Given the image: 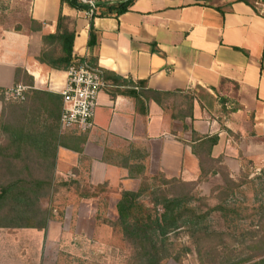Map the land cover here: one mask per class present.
<instances>
[{"label": "crops", "instance_id": "0c3cea01", "mask_svg": "<svg viewBox=\"0 0 264 264\" xmlns=\"http://www.w3.org/2000/svg\"><path fill=\"white\" fill-rule=\"evenodd\" d=\"M231 5L224 12L216 5ZM264 12V10H263ZM76 28L74 54L94 57L104 73L147 80L150 88L193 96V117H172V106L155 100L139 111L136 100L111 95L106 80L98 98L95 127L81 134L82 152L60 146L56 179L84 177L93 185L107 183L119 200L122 190H137L141 177L131 176L119 160L129 149L144 153L146 174L163 173L195 181L201 163L194 152L193 131L218 135L211 158L224 165L231 177L240 175L242 157L264 168V15L234 0L207 4L197 0H135L119 16L93 18L97 43L88 45L92 15L61 0H30L29 15L41 22V31L16 32L0 26V88L4 100L15 82V70L32 76L33 87L62 93L67 70L40 63L42 34L56 33L60 14ZM201 88L206 96H198ZM176 97V96H175ZM171 97V98H175ZM167 100V104H168ZM63 108V107H62ZM3 102L0 100V113ZM64 133V132H63ZM215 163V162H214ZM217 183L220 172L206 176ZM99 197H82L98 206ZM65 236V227L51 218L45 229L0 227V264H39L43 245ZM28 243L30 246H25Z\"/></svg>", "mask_w": 264, "mask_h": 264}, {"label": "trees", "instance_id": "16d2710c", "mask_svg": "<svg viewBox=\"0 0 264 264\" xmlns=\"http://www.w3.org/2000/svg\"><path fill=\"white\" fill-rule=\"evenodd\" d=\"M79 10H87L88 4L79 0H61ZM135 0H98L91 24L88 45L90 47L97 43L98 35L94 27L93 18L96 16H119L133 5ZM207 4H214L218 0H197ZM249 5L257 14L264 15V0H234ZM231 3L216 5L221 12L229 7ZM29 28L27 31H41V22L28 16ZM71 18L59 16L58 29L56 33L42 34V48L37 60L50 68L67 70L72 64L82 62L86 59L92 65L99 66L94 57L86 58L74 54V40L76 28ZM6 29V28H5ZM16 32H22L19 28H13ZM102 69V68H101ZM103 71V70H102ZM20 76L28 89L24 92V100L11 105L14 113H18L15 122L4 121L0 113V135H4L5 145H0V159L4 156L1 165L7 173L1 174L0 182V227L21 228L30 227L45 229L52 214L49 208L41 205V199L50 194L54 186L57 153L60 146H71L78 152H82L81 144L85 139L81 135H65L61 132V113L63 107L62 93L39 90L33 87L32 76L15 70V82H19ZM104 78L111 80L114 90L111 95L119 93L133 97L137 102L140 112L146 113V103L155 100L161 106L168 108L167 100L177 97L178 91H159L148 86L147 80H133L111 72L104 73ZM4 90L0 88V100L4 102ZM189 103L186 109H180L173 105L172 117H193V96H186ZM194 152L198 155L201 163V174L195 181H186L181 177L169 178L160 173L165 181L201 183L208 173L220 172L227 185L234 184L235 180L226 166L216 167L217 159L211 158L213 146L219 141L218 135H201L193 131ZM122 163L129 168L131 176L141 177L143 184L147 176L145 166L139 161H133L131 157L125 156ZM253 166V162L242 157ZM215 162V163H214ZM19 163V164H17ZM223 167L225 171L219 168ZM38 172V175H34ZM242 173V172H241ZM41 174V175H40ZM145 176V177H144ZM5 177V179H4ZM147 178V177H146ZM155 178V176H152ZM258 178H264V168L261 169ZM137 190H122L117 202L118 219L117 225L121 228L124 236L131 244L139 250V257L145 264H161L163 259L170 256L169 234L181 228H185L192 236L201 234L202 237H210L211 234L221 235L212 229L207 217L216 211L228 217L230 213L238 211L227 206L218 204L209 208L207 213L200 214L197 207L192 204L189 193L174 196H163L154 202L161 206L162 211L149 209L142 199L143 194L149 190L150 185L144 184ZM85 195L84 197H93ZM264 214V204L255 208ZM227 235V234H226ZM257 237V236H255ZM254 242L263 241V237L255 238ZM242 264H264V252L257 258L245 260Z\"/></svg>", "mask_w": 264, "mask_h": 264}, {"label": "rangeland", "instance_id": "374dc122", "mask_svg": "<svg viewBox=\"0 0 264 264\" xmlns=\"http://www.w3.org/2000/svg\"><path fill=\"white\" fill-rule=\"evenodd\" d=\"M29 5L30 0H0V26L27 31ZM194 93L206 96L201 88H195ZM186 96L190 94L170 98L168 106L177 105L186 109L189 103ZM14 103L18 100L12 97L4 100V121H16L18 113H14L11 107ZM63 134L78 135L70 131ZM6 143L4 135H0V145ZM125 153L120 161L125 156L133 161L143 160L144 153L141 151L129 149ZM1 162H4V156L0 159V182L1 174L8 172ZM242 166V173L233 177V185H227L222 175L221 183L205 178L198 184L165 181L160 173H147V178L144 176L141 184L146 183L150 188L142 199L149 209L162 211V207L154 202L163 196L189 193L200 214L207 213L209 208L218 204L238 211L228 217L216 211L207 217L212 229L223 233V236L212 233L210 237H202L201 234L192 236L185 228L171 232L168 236L170 256L161 264H242L264 252V214L255 210L264 204V178H258L261 170H256L249 162L243 161ZM219 169L226 172L222 166ZM116 193L108 188L107 183L93 185L84 177L55 179L53 189L41 199V205L50 209L51 218L62 223L65 236L55 242H45L39 264H145L139 257V250L126 239L117 225ZM92 194L100 198L98 206L91 201L82 202L83 196ZM253 235L257 236L255 238L263 237V241L254 242ZM25 246L30 245L25 243Z\"/></svg>", "mask_w": 264, "mask_h": 264}, {"label": "built area", "instance_id": "2783aa9c", "mask_svg": "<svg viewBox=\"0 0 264 264\" xmlns=\"http://www.w3.org/2000/svg\"><path fill=\"white\" fill-rule=\"evenodd\" d=\"M79 1L88 4L86 13L93 15L98 0ZM67 72V84L62 91L61 132L85 134L95 127L99 94L107 82L101 67L92 65L88 59L72 64ZM27 89L26 85L17 84L8 93L13 99L21 101Z\"/></svg>", "mask_w": 264, "mask_h": 264}]
</instances>
